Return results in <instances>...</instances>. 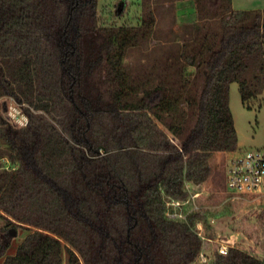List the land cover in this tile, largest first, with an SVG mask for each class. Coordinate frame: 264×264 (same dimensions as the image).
I'll return each instance as SVG.
<instances>
[{
  "label": "trees",
  "instance_id": "trees-1",
  "mask_svg": "<svg viewBox=\"0 0 264 264\" xmlns=\"http://www.w3.org/2000/svg\"><path fill=\"white\" fill-rule=\"evenodd\" d=\"M106 1L0 0L3 264H264L235 246L199 262L210 224L194 197L215 155L238 150L231 85L244 103L264 88V8L220 0L216 26L154 47L140 77L125 58L155 35L159 0L135 22ZM11 228L27 231L14 254Z\"/></svg>",
  "mask_w": 264,
  "mask_h": 264
},
{
  "label": "rangeland",
  "instance_id": "rangeland-1",
  "mask_svg": "<svg viewBox=\"0 0 264 264\" xmlns=\"http://www.w3.org/2000/svg\"><path fill=\"white\" fill-rule=\"evenodd\" d=\"M111 1L113 4L117 0L106 2ZM126 4L123 19L132 16L131 19L135 22V17L141 14V0H126ZM150 5L154 8L157 17V31L144 46L140 49H132L125 58L131 73L140 77L150 70L153 59L162 54L158 51L161 49L154 47L172 50V46L178 44L180 46L183 37L190 31H195L196 27L207 29L216 26L218 18L224 13L220 8V0H203L202 7H198L195 0H160L157 4L150 2ZM231 8L263 9L264 0H233ZM193 77L192 74L190 79ZM248 103L251 108L248 107ZM230 107L239 135L238 151L264 149V88L258 96L244 103L239 84L233 83L230 90ZM169 134L172 136L170 132ZM231 155L230 152H218L215 155L212 176L195 195V202L209 212L210 228L207 230L208 241L204 244L205 252L208 256H212L218 251L219 239L229 237L233 239L235 247L264 259V198L229 196L230 189L226 182V174ZM3 224L4 221L0 217V225ZM203 233L205 234V231ZM26 234L27 231L19 229L16 236H13V245L9 251H13ZM65 259L66 264H69L67 253Z\"/></svg>",
  "mask_w": 264,
  "mask_h": 264
},
{
  "label": "built area",
  "instance_id": "built-area-1",
  "mask_svg": "<svg viewBox=\"0 0 264 264\" xmlns=\"http://www.w3.org/2000/svg\"><path fill=\"white\" fill-rule=\"evenodd\" d=\"M6 118L16 127H25L29 124V113L26 105L14 97H7ZM226 182L230 189L231 196L245 198L256 196L264 198V149L237 150L228 161ZM196 195V194H195ZM194 195V197H196ZM173 204L181 205L180 202ZM197 207V206H196ZM173 217H184L182 214H170ZM199 234L203 239L208 240L203 233L204 227L199 224ZM219 253L227 254L231 247H234L233 239L222 237L219 239ZM210 256L205 251L199 255V262L208 263Z\"/></svg>",
  "mask_w": 264,
  "mask_h": 264
},
{
  "label": "water",
  "instance_id": "water-1",
  "mask_svg": "<svg viewBox=\"0 0 264 264\" xmlns=\"http://www.w3.org/2000/svg\"><path fill=\"white\" fill-rule=\"evenodd\" d=\"M9 232L12 236H16L17 234V230L15 228H11Z\"/></svg>",
  "mask_w": 264,
  "mask_h": 264
},
{
  "label": "crops",
  "instance_id": "crops-1",
  "mask_svg": "<svg viewBox=\"0 0 264 264\" xmlns=\"http://www.w3.org/2000/svg\"><path fill=\"white\" fill-rule=\"evenodd\" d=\"M160 1V0H159ZM233 2V0L231 1ZM239 146V145H238ZM17 247L13 251H8L10 254H14L16 252ZM0 264H3V259H0Z\"/></svg>",
  "mask_w": 264,
  "mask_h": 264
}]
</instances>
